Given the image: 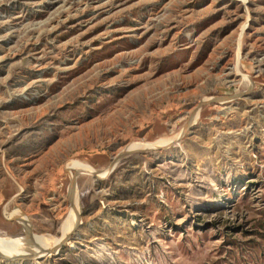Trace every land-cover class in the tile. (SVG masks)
<instances>
[{
	"label": "rangeland",
	"instance_id": "374dc122",
	"mask_svg": "<svg viewBox=\"0 0 264 264\" xmlns=\"http://www.w3.org/2000/svg\"><path fill=\"white\" fill-rule=\"evenodd\" d=\"M0 240L264 264V0H0Z\"/></svg>",
	"mask_w": 264,
	"mask_h": 264
},
{
	"label": "bare ground",
	"instance_id": "6f19581e",
	"mask_svg": "<svg viewBox=\"0 0 264 264\" xmlns=\"http://www.w3.org/2000/svg\"><path fill=\"white\" fill-rule=\"evenodd\" d=\"M166 145H167V144H166ZM139 147H140V146H139ZM141 148H142V147H141ZM141 148H140V149H141ZM132 149H133V148H132ZM142 149H143V148H142ZM135 150H137V148H136ZM77 168H78V166H77ZM77 168H76V170H77ZM71 169H72V168H71ZM85 172H87V171H85ZM89 172H90V171H89ZM77 197H78V196H77ZM77 197H76V198H77ZM76 198H75V199H76ZM78 202H79V201H78ZM76 203H77V202H76ZM76 203H75V204H76ZM72 204H73V203H72ZM74 209H75V208H74ZM77 209H78V208H77ZM73 218H75V217H73ZM73 218H72V220H74ZM78 218H79V217H78ZM70 226H71V225H70ZM69 230H70V229H69ZM65 231H67V230H65ZM63 234H64V233H63ZM28 236H29V235H28ZM2 242H4V241L0 240V244H1V245H0V253H1V251H2L3 249H5V246H3L5 242H4V243H2ZM10 243H11V242H10ZM57 243H58V242H57ZM2 244H3V245H2ZM11 244H12V243H11ZM59 244H60V243H59ZM16 245H17V244H16ZM16 245H15V246H16ZM10 246H11V245H10ZM25 246H27V245L25 244ZM37 246H39V245H37ZM40 247H41V246H40ZM13 248H16V247H13ZM18 248H19V247H18ZM18 248H17V249H18ZM34 248H35V247H34ZM36 248H37V247H36ZM57 248H58V247H57ZM6 249H7V248H6ZM21 249H22V248H21ZM42 249H43V248H42ZM34 250H35V249H34ZM37 250H38V249H37ZM39 250H40V249H39ZM15 251H16V250H15ZM18 251H19V250H17V252H18ZM21 251H22V250H21ZM28 251H29V250H28ZM30 251H31V249H30ZM7 252H8V251H7ZM7 252H6V253H2V254H3L4 256H7V257H15V258H16V257L18 258V257L22 256V254H23V253H21V252H18V253H17V252H14V251H13L14 253L12 252L13 254H7ZM26 252H27V251H26ZM33 252H34V251L32 250V252H30V253H33ZM37 252H39V251H37ZM47 252H48V251H47ZM9 253H10V252H9ZM40 253H41V250H40ZM40 253H39V254H40ZM28 254H29V252H28ZM33 254H35V253H33ZM35 255H36V254H35ZM24 256H25V252H24Z\"/></svg>",
	"mask_w": 264,
	"mask_h": 264
}]
</instances>
